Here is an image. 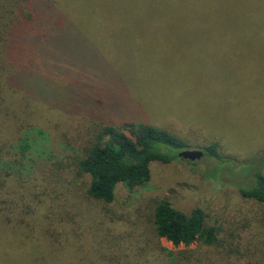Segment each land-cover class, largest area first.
I'll list each match as a JSON object with an SVG mask.
<instances>
[{"label":"rangeland","instance_id":"1","mask_svg":"<svg viewBox=\"0 0 264 264\" xmlns=\"http://www.w3.org/2000/svg\"><path fill=\"white\" fill-rule=\"evenodd\" d=\"M176 1L69 0L85 31L71 35L67 71L57 73L54 55L38 57V67L55 78L47 88L62 98L36 96V109L31 103L43 133L22 159L25 177L32 193L47 188L48 202L57 185L66 205L54 210L53 220L36 215V243L22 236L15 240L17 249L35 243L31 253L37 264H104L121 233L156 239L152 208L159 200L186 212L203 208L208 223L221 228V240L257 244L241 264H264V221L248 232L237 230L242 217L264 212V203L240 191L257 172L264 174V0H224L233 12L225 32L183 31L182 17H162L163 27L154 26L152 8ZM101 102L110 107L98 110L95 103ZM135 122L170 130L188 149L204 151L215 142L222 157L204 153L195 161H154L147 183L133 188L121 183L113 202L96 201L87 194V176L76 167L77 150L99 125ZM46 200L40 211L48 210ZM47 229L53 234L48 238ZM160 242L176 249L165 238ZM22 257L23 264L30 263L28 252ZM0 264L8 263L0 258Z\"/></svg>","mask_w":264,"mask_h":264},{"label":"trees","instance_id":"2","mask_svg":"<svg viewBox=\"0 0 264 264\" xmlns=\"http://www.w3.org/2000/svg\"><path fill=\"white\" fill-rule=\"evenodd\" d=\"M176 2H179L176 6L152 8L153 19L157 20L154 26L163 27L162 17H182L185 21L183 31H227L226 23L233 12L224 0ZM232 8L236 14L241 7ZM99 14L103 16L101 7ZM79 17L69 0H0V258L8 264H23L22 254L27 252L30 263L26 264H37L31 253L34 251L32 245L36 243L34 232L39 226L36 215L45 217L47 214L48 219L53 220L54 210L66 205V200L65 203L60 201L62 194L57 185H53L56 196L51 202L43 198L47 188L39 193L29 190L30 182L25 177L29 173L22 159L32 147L34 138L43 133L37 127L31 103L36 109V96H44L50 101L58 100L62 95L47 88L49 81L55 78L38 67V57L48 59L47 54L54 55L57 73L67 71L68 54L72 52L71 35L80 37L85 31ZM26 100L29 103L25 105ZM101 103H95L100 111L110 107L107 102ZM96 129L93 139L77 150L75 163L88 178L87 194L100 202H113L116 188L121 183L130 188L144 185L151 178L152 162L169 163L181 159L176 151L190 148L185 139L153 124L99 125ZM165 146L175 151L167 152ZM218 148L219 144L215 142L205 145L204 153L221 158ZM61 163L59 165H63ZM240 191L242 197L264 203V174L257 172L251 186ZM44 200L48 202V210L41 212L39 208ZM152 210L156 239L148 238V234L138 237L132 231L121 233L116 236L114 247H110L112 255H104V264H241L249 251L255 253L258 250L255 243L233 241L232 244L221 240V228L208 223L201 207L186 212L168 200H159ZM262 221L264 212L257 218L253 213L247 218L242 217L241 224L237 222V230L248 232ZM44 235L48 238L53 234L47 229ZM20 236L35 243L31 242L30 248L17 249L15 240L18 242ZM234 236L243 237L242 234ZM162 238L176 249L164 247L160 242Z\"/></svg>","mask_w":264,"mask_h":264},{"label":"water","instance_id":"3","mask_svg":"<svg viewBox=\"0 0 264 264\" xmlns=\"http://www.w3.org/2000/svg\"><path fill=\"white\" fill-rule=\"evenodd\" d=\"M179 156L185 160L195 161L204 156V151L200 149H184L179 152Z\"/></svg>","mask_w":264,"mask_h":264}]
</instances>
